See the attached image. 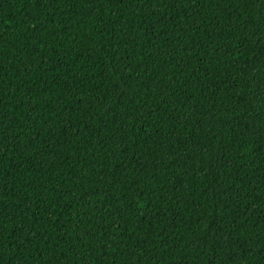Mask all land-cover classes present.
Wrapping results in <instances>:
<instances>
[{
  "label": "trees",
  "instance_id": "1",
  "mask_svg": "<svg viewBox=\"0 0 264 264\" xmlns=\"http://www.w3.org/2000/svg\"><path fill=\"white\" fill-rule=\"evenodd\" d=\"M0 264H264V0H0Z\"/></svg>",
  "mask_w": 264,
  "mask_h": 264
}]
</instances>
